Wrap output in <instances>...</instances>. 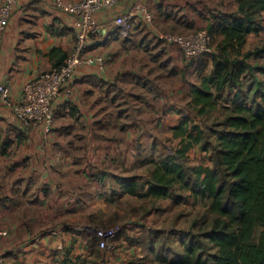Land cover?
Wrapping results in <instances>:
<instances>
[{"label": "crops", "instance_id": "crops-1", "mask_svg": "<svg viewBox=\"0 0 264 264\" xmlns=\"http://www.w3.org/2000/svg\"><path fill=\"white\" fill-rule=\"evenodd\" d=\"M225 2L218 13L236 10V0ZM137 3L146 12L134 14L122 38L112 20ZM211 8L209 3L189 8L186 0H122L96 13L102 26L89 34L69 91L55 97L46 130L23 127L12 106L25 83L66 59L75 41L74 15L56 0L15 4L0 41V83L10 101L0 98V232L5 233L0 257L5 264L90 260L98 218L129 195L122 190L124 179L145 166L150 171L154 161L177 147L172 127L189 114L192 86L212 67L208 56L185 61L179 48L158 34L206 28L218 14ZM247 38L243 51L249 49ZM124 248L104 262L128 257L131 251Z\"/></svg>", "mask_w": 264, "mask_h": 264}, {"label": "trees", "instance_id": "trees-1", "mask_svg": "<svg viewBox=\"0 0 264 264\" xmlns=\"http://www.w3.org/2000/svg\"><path fill=\"white\" fill-rule=\"evenodd\" d=\"M236 3L235 11L213 15L207 24L210 37L221 38L203 55L212 67L192 86L188 103L189 114L193 110L197 116L211 113L220 101L226 103L225 115L211 129L212 167L187 164L189 150L203 142L205 130L185 114L172 127L177 147L153 162L148 179L140 183L131 176L122 182V190L138 198H170L178 186L209 199L213 217L205 238L215 252L204 253L190 237L181 256L169 264H264V81L255 75H264V64L249 62L264 56V46L243 51L248 34L262 30L264 0ZM87 261L78 257L71 264H94Z\"/></svg>", "mask_w": 264, "mask_h": 264}, {"label": "rangeland", "instance_id": "rangeland-1", "mask_svg": "<svg viewBox=\"0 0 264 264\" xmlns=\"http://www.w3.org/2000/svg\"><path fill=\"white\" fill-rule=\"evenodd\" d=\"M190 1L186 0V6L189 8L192 7V4L200 3L206 7V4L209 3L211 9L217 12L224 7L223 0ZM229 1L226 0L225 6H228ZM227 9L230 8H225V10ZM260 23L262 30L247 38L249 50L264 46V12L260 16ZM219 40L218 35L211 38L213 49ZM249 62L264 64V59L251 57ZM255 75L259 80L264 81V75L260 73ZM225 105L224 101H220L211 113L203 116H197L193 110L190 111L193 121L205 130V139L189 150L187 164L194 165L209 161L214 144L211 129L218 127V121L226 113ZM203 146L207 149L204 150ZM149 168L145 166L138 172L137 177L140 183L148 179ZM171 193L173 197L165 199L138 198L128 195L118 200L113 205L112 213L106 217L98 218L94 225V228L119 226L115 237L109 242V245L113 247L110 250H101L92 236L89 261L101 264L105 261L106 255L115 250L117 252L120 245H125L124 250H130L131 253H128L126 255L128 257L121 259L117 264H169L170 261L181 256L185 243L191 238L200 245L204 253L215 252V248L205 238V232L209 229L213 217L208 209L209 199L194 197L190 191L179 189L178 186H175ZM174 197L177 199L175 202ZM259 229V227L256 229V238Z\"/></svg>", "mask_w": 264, "mask_h": 264}, {"label": "built area", "instance_id": "built-area-1", "mask_svg": "<svg viewBox=\"0 0 264 264\" xmlns=\"http://www.w3.org/2000/svg\"><path fill=\"white\" fill-rule=\"evenodd\" d=\"M20 0H0V41L6 24L15 4ZM122 0H79L67 3L56 0L58 7L74 15L72 28L75 33V41L68 56L61 65L53 66L41 72L35 78L24 84L19 100L12 106L13 113L21 125L25 128L43 125L46 130L53 120V101L61 90L69 91L74 69L83 60L81 53L87 46L88 36L96 32L102 26L95 14L104 9L112 8ZM137 12L145 13L146 9L135 4L130 10L117 14L112 22L119 29L122 38L128 36V27L133 16ZM158 37L176 45L185 61L191 62L212 51L211 37L206 28L198 29L190 33H159ZM0 98L9 104V90L0 83ZM119 226L94 228V238L101 250H110L109 242L115 237ZM0 234H5L0 232ZM0 264H5L0 257Z\"/></svg>", "mask_w": 264, "mask_h": 264}]
</instances>
